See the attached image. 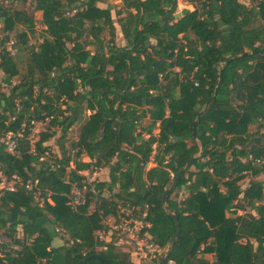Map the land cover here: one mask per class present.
<instances>
[{
  "label": "trees",
  "instance_id": "trees-1",
  "mask_svg": "<svg viewBox=\"0 0 264 264\" xmlns=\"http://www.w3.org/2000/svg\"><path fill=\"white\" fill-rule=\"evenodd\" d=\"M182 1L194 8L182 11L178 0H122L119 9L105 0L0 2V172L19 179L0 193V238L8 240H0V264H77L91 255L134 264L113 241L97 239L122 208L146 211L160 249L175 234L173 211L180 235L164 264H264V182L256 179L264 174V1ZM27 3L31 14L14 8ZM33 13L44 28L30 44ZM244 52L256 53L231 60ZM84 109L90 114L69 151L61 145L52 154V133L31 143L36 123L59 127L63 138ZM9 133L14 154L3 140ZM101 168L106 181L82 174ZM73 183L87 185L76 211L67 199ZM58 238L63 245L54 247Z\"/></svg>",
  "mask_w": 264,
  "mask_h": 264
},
{
  "label": "rangeland",
  "instance_id": "rangeland-1",
  "mask_svg": "<svg viewBox=\"0 0 264 264\" xmlns=\"http://www.w3.org/2000/svg\"><path fill=\"white\" fill-rule=\"evenodd\" d=\"M3 0H0V2H2ZM260 1H264V0H260ZM105 2L108 4V5H111L113 7H115L116 9H119L123 6V3H122V0H105ZM244 3L246 6L248 7H251V6H254L256 5L255 3V0H244ZM178 8L182 11L184 10H192L194 8L193 5L191 4H188L182 0H178ZM16 10H21V9H25L27 12H29L30 14L32 13V11H30V7H29V3H27L26 5H23V4H20L16 7H14ZM34 15V18L36 20V34H33V35H30L29 36V43L30 44H35V43H38L41 41V37L39 36L40 34H42V31H43V28L42 26H40V13H33ZM115 21V20H114ZM113 21V22H114ZM18 31H22L24 30L23 27L19 26L17 28ZM14 32L12 33H9V38H10V41H13V38H14ZM4 34L2 33V25L0 23V37H2ZM101 38L104 42H107L109 40V36H108V32L107 31H104L101 35ZM115 42L118 46H121L123 43V40H122V37L120 35V30L119 28H116V32H115ZM11 44V43H10ZM10 44H9V48H10ZM91 50V48H90ZM19 80V78H15L14 79V83H17ZM0 89L1 90H4L6 91V87L4 86V84L2 83V76H0ZM83 102L81 101L80 102V105L85 108V106L82 105ZM86 114V117H87V114H90L89 111L87 110H83V114L80 113L79 115V120L77 119H74L73 117V122L69 125V130L68 132L66 133L65 137L61 138V133L59 131V127L58 128H52V129H47V121L46 122H43V123H36L35 124V128L32 132V135L30 136V141L31 143H35L38 141L39 137H40V134L41 133H44V132H47V133H52L53 136L52 138H50L46 143L45 145L49 146L50 148V151L52 152L53 155H57V156H60V146L62 145L64 149L68 150L70 149V145H71V142H73L74 140H76L77 136H78V132H79V128H80V125L81 123H84V115ZM77 120V121H76ZM80 123V124H79ZM144 125H148V120H145L144 121ZM255 131V126H250L249 127V132H254ZM156 133V131H155ZM144 137H146L145 134H143ZM84 176H86V174L84 173ZM252 178H246L245 180H243L242 182H240V185H241V188L242 189H245L246 187H248L249 185V181L251 180ZM257 180H260V181H263L264 182V174H260L257 178ZM108 180V168H101L99 170H97L95 173H92V174H88L86 176V181L88 182H92V181H106ZM183 196H178V199L182 198ZM39 200V202H41L40 198H37V201ZM261 204H264V190L262 191L261 193V199H260V202ZM108 238V240L106 239ZM97 239L99 241H103V242H110V241H113L117 246L121 247L122 250H125V249H128L130 248L128 245L125 244V238L123 236H118V235H115V234H110V233H106L105 235H103L101 232L97 233ZM1 242H5L7 243L8 240L5 236H2L0 238ZM54 244H57L56 246H62L63 245V241L61 239H56L54 240ZM58 246V247H59ZM213 255V253H210V252H206L204 254L201 255V257L204 259V260H208L209 259V255ZM133 260V263L134 264H146L144 262H138L137 259L135 258H131Z\"/></svg>",
  "mask_w": 264,
  "mask_h": 264
},
{
  "label": "built area",
  "instance_id": "built-area-1",
  "mask_svg": "<svg viewBox=\"0 0 264 264\" xmlns=\"http://www.w3.org/2000/svg\"><path fill=\"white\" fill-rule=\"evenodd\" d=\"M3 140L6 146V151L10 154H14L17 148L16 137L9 133L3 138ZM84 173L86 176L90 174L88 171L83 172L82 174L84 175ZM18 183L19 179L16 176L9 179L0 172V193L14 191L15 185ZM36 184L37 181L33 184L27 182L26 188L32 190L35 188ZM90 191L95 193L93 187ZM67 199L71 210L76 211L79 206L86 203L87 185L85 183L81 186L76 183L71 184ZM133 211L137 214L134 215ZM103 222L109 228L107 233L123 236L125 238V244L130 247L125 249V251L130 254L131 258L137 259L139 263L144 262L146 264H156L162 249L150 241V237L146 231L150 226L146 221V211L140 213L137 209L134 210V208H122L120 215L117 218L108 217L105 218ZM101 233L103 235L106 234L104 231H101ZM168 264H171V262Z\"/></svg>",
  "mask_w": 264,
  "mask_h": 264
},
{
  "label": "water",
  "instance_id": "water-1",
  "mask_svg": "<svg viewBox=\"0 0 264 264\" xmlns=\"http://www.w3.org/2000/svg\"><path fill=\"white\" fill-rule=\"evenodd\" d=\"M253 53H256V52H252V53H247V52H244V53H241L239 54L238 56L232 58L231 60H235L239 57H243V56H246V55H249V54H253ZM229 60V61H231ZM229 61L225 62V64H228ZM217 90H215L214 94H216ZM214 96V95H213ZM212 96V98H213ZM202 112V111H201ZM200 112V113H201ZM197 120H198V116H197ZM196 120V122H197ZM196 122L194 123V128H193V135L195 136V126H196ZM202 153V149L200 148V151L193 157H191L185 164V166L183 168H181L178 173L172 175V178H171V181L172 183L176 181V179L178 178V176L183 173L189 166L190 164L195 161L198 157H200ZM167 194H168V189H166L164 191V194L162 196V205L165 206L166 204V198H167ZM168 215H170L173 220H174V224H175V234L168 240L167 242V245L161 250L160 252V255L157 259V262L156 264H164L167 257H168V253L170 252L171 250V247L172 245L175 243V241L178 239L179 235H180V226H179V222L177 220V217L176 215L173 213V211H168ZM90 260H99L103 263H106V264H111L108 260H106L105 258L99 256V255H91V256H88L86 258H84L83 260H81L80 262H78L77 264H86L88 261Z\"/></svg>",
  "mask_w": 264,
  "mask_h": 264
},
{
  "label": "crops",
  "instance_id": "crops-1",
  "mask_svg": "<svg viewBox=\"0 0 264 264\" xmlns=\"http://www.w3.org/2000/svg\"><path fill=\"white\" fill-rule=\"evenodd\" d=\"M89 114H87V116H88ZM79 118V117H78ZM77 118V120H79ZM84 118H86V114L84 115ZM85 120V119H84ZM80 124V123H79ZM82 124V123H81ZM180 196H185L186 195V191L185 190H183L182 192H181V194H179ZM107 240H108V238H106ZM56 240V239H55ZM57 244H54V241H53V246L54 247H58V246H56ZM202 254H200V256H201ZM210 257H209V259L208 260H212L213 259V255L211 254V255H209ZM52 264H62V262H60V259L59 258H56L55 257V259H54V261L52 262Z\"/></svg>",
  "mask_w": 264,
  "mask_h": 264
}]
</instances>
